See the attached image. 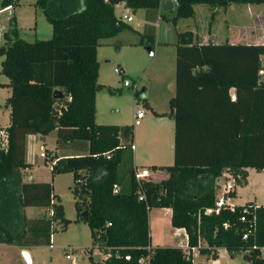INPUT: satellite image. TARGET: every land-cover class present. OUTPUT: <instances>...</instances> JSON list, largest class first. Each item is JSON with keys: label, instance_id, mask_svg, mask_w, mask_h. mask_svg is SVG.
<instances>
[{"label": "trees", "instance_id": "16d2710c", "mask_svg": "<svg viewBox=\"0 0 264 264\" xmlns=\"http://www.w3.org/2000/svg\"><path fill=\"white\" fill-rule=\"evenodd\" d=\"M163 1L35 0L52 35L33 42L20 38L14 17L9 20L0 45V74L7 79L0 87L10 89L4 104L10 110L9 124L0 127L8 136L6 150L0 149V244L20 249L51 246L52 235L71 223L49 183L21 179V170L30 167L18 159L21 138L56 132V148L72 142V148L79 144L83 151L55 157L51 176L72 174L74 222L86 224L91 237L89 264H194L192 248L207 259H216L217 249L223 248L229 256L245 253L252 264H264L259 253L264 247V206L248 202L204 213L214 207L225 171L243 186L248 169L264 170V85L257 84L264 44H199L193 30L177 32L175 92L168 101L174 121L173 163L151 166L166 172L165 179L141 184L135 179L132 125L96 123V94L104 88L111 93L98 82L97 48L101 40L131 30L116 16L115 6L156 11ZM173 1V16H161L173 25L193 19L194 5L222 10L232 4L264 5V0ZM20 2L1 0L0 10L14 9ZM213 20L214 13L209 28ZM154 39L153 33L142 34L138 45L152 50ZM228 196L236 197V190ZM42 204L48 214L25 216L26 206ZM166 208L171 210V226L185 231V248L150 244L148 213ZM94 250L106 258L95 259Z\"/></svg>", "mask_w": 264, "mask_h": 264}, {"label": "rangeland", "instance_id": "374dc122", "mask_svg": "<svg viewBox=\"0 0 264 264\" xmlns=\"http://www.w3.org/2000/svg\"><path fill=\"white\" fill-rule=\"evenodd\" d=\"M34 2L35 0H21L19 6L14 9L0 10V27L6 31L9 27V20L14 17L18 35L26 42H33L41 34L48 32V30L51 36V25L46 21L42 10L34 7ZM196 10L197 14L201 12L199 8ZM232 15L235 21H240L239 14L234 12ZM245 15H248V18ZM197 18L199 22L205 21L201 16ZM228 19V13L218 15L216 16V23L218 21V26L221 29H226V24L229 23ZM242 20L246 22L249 30L245 43L264 44V5H253V8H243ZM165 26L170 34L174 33L173 25ZM194 26V19H182L179 23V30L194 29ZM139 38L138 35L130 30H126L119 37L100 41V45L97 48L99 63L98 82L109 87L111 93L107 88L97 92L95 120L96 123L101 125H132L136 147L134 153L139 163H142L141 165L145 163L149 155H152L158 163H162L161 165H172L171 145L174 137V122L168 114V101L174 95V92L173 88L171 90L168 85L174 79V47H158L155 53L153 52L154 54L150 55L143 46L138 45ZM115 40L120 41L121 44H115ZM132 42L134 43L133 45ZM2 43L3 37L0 34V45ZM1 61L2 58L0 57V68ZM117 66L123 67L125 75H118L114 72ZM6 82V77L0 74V84ZM124 82H127L128 86H125ZM142 88H145V91L142 92ZM9 96L10 89L8 87H0L1 127L9 122L8 115L10 110L4 106ZM143 100L151 105L152 108L145 106ZM137 109H142L144 115L140 120V124L134 125L133 120ZM153 111L164 116L161 119H157ZM56 138L55 132H51L45 137L34 133H26L21 138L22 152L18 159L30 165L27 171L21 170V179L26 183H49L52 187V192L60 198L65 218L69 219L71 223L66 231L58 229L52 235V248H49V246H38L25 249V251L30 257L31 264H89L87 249L91 245V237L86 224L74 222L76 211L71 194L73 186L72 174L61 173L52 177L47 160L40 156L43 151L51 154L59 153L56 150ZM68 152L66 154L75 153L74 151H71V153L70 150ZM27 174L31 176V179L28 180ZM235 190L236 197L230 199L232 203L243 205L252 202L255 205L264 206V170L256 171L250 169L248 182L243 186L236 185ZM220 194L221 190L218 188L217 195L219 196ZM24 209L28 218L43 217L48 214L44 204L30 205ZM169 216L164 209H152L148 213L151 246L175 247L178 243L179 245L184 244L179 241L176 242L174 230L169 222ZM201 244L205 246L203 242ZM66 246L74 248L75 258L73 261H68L64 258L62 248ZM22 250L24 249L0 244V264H27L21 255ZM199 255L197 253V255L193 256L195 264H198L197 262L200 260ZM93 256L95 259H101L104 255L94 250ZM209 264L250 263L244 261L240 254H236L231 259L222 250L216 259H209Z\"/></svg>", "mask_w": 264, "mask_h": 264}, {"label": "crops", "instance_id": "0c3cea01", "mask_svg": "<svg viewBox=\"0 0 264 264\" xmlns=\"http://www.w3.org/2000/svg\"><path fill=\"white\" fill-rule=\"evenodd\" d=\"M165 1L166 0H164L162 2V4ZM162 4L160 5V8L158 10H156V11L147 10V9H139V10H136V11H132L129 8H126L124 3H118L115 6V9H114L115 14L118 17H121L122 15H130L131 16V21H129L127 23L130 26V28H131L130 31L133 32L134 34L138 35L139 37L142 34H150V33L154 34V38H155L154 40L155 41H154V46H153V48L151 50L152 54L155 53V50L158 47H169V48L170 47H174V52H175L174 44L176 42L177 32L180 31L179 30V23H180V21H182V19L178 20L175 25H173L170 21H166V20L161 19V16L162 17L164 16L166 18H171L173 16L174 8H175L174 5L172 6V8H170V9L168 8L167 10H164L162 8ZM193 8H194V18L193 19L195 20V26H194V29H191V30H193V32L197 35V42L199 44H207V43L223 44L225 42H228L230 44H249V43H245V38L248 37L249 30H248V27L246 25V22H243L242 17H243V8H253V5L232 4V5H229L227 7V9H225V10H222L220 8H215L214 9V8H211V7L207 6V5H194ZM197 8H199L200 11H201L199 14H197V10H196ZM234 12L240 15V21H235L233 19L232 13H234ZM213 13H214V20H213L211 28H209V18H210V15L213 14ZM225 13L229 14V19H228L229 23L226 24V26H227L226 29H223V28L221 29L218 26V21L216 23V16H218V15L220 16L222 14L225 15ZM246 14H247V12H246ZM199 16H201V18H203V20H205V21L204 22L203 21L199 22V19L197 18ZM245 17L248 18V15H245ZM163 23H164V25H163ZM165 25H173L174 33L170 34L167 31V28H166ZM151 27H153L154 29L151 30ZM49 33H50V31L48 30V32L46 31L45 33L41 34V36L39 38L35 39V40L49 39L51 37L49 35ZM122 34H123V32L120 33L116 37H119ZM48 36H50V37L48 38ZM116 37H114V38H116ZM114 43L115 44H121V42L118 41V40H115ZM133 44L134 43L132 42V45ZM253 44H258V43H253ZM97 60H98V52H97ZM117 67H120V68L123 69L122 66H117ZM174 68H175V61H174ZM124 75H125V72H124ZM6 83H3V84H6ZM168 87H170L171 90L173 88V92H175V69H174V79H173V81H171L169 83ZM141 90L145 91V88H142ZM229 95H230L231 100H234V90L233 89L229 90ZM148 106L151 107V105H149V104H148ZM6 109H8V108H6ZM9 114H10V111H9ZM8 117H9V115H8ZM157 119H161V117H159V118L157 117ZM170 119L172 120L171 117H170ZM8 124H9V122H8ZM7 125L2 126V127H6ZM71 144H72V142H68L63 147H61L59 149L56 148V150L59 153L57 154V152H56V153H53L52 155L55 156V157L61 158V157L76 156V155L83 154V151L79 148L80 147L79 144L75 145L74 148L71 147ZM133 145H134V149L132 150V160H133L134 166L137 167V169H142V168L149 169V171L151 172V175L153 177L152 178L153 181H159V180L165 179L167 177V173L166 172H164L162 170H155L154 171L153 169H151V166L161 167V166H167V165H161L162 163H158V161H155L154 157L152 155H149V157L146 158L145 163H143V165H141L142 163H139V160H138L137 156H135V153H134V151L136 149L135 144H134V139H133ZM171 148H172L171 149L172 150L171 160L173 161V144L171 145ZM68 150H70V152L74 151L75 153L71 152L72 153L71 155L70 154H66V153H69ZM26 164H28V163H26ZM28 169H29V167H28ZM28 169H23V171L25 172ZM249 171H250V169L247 170L248 177H247L246 182H248ZM27 178L29 180V179H31V176L29 174H27ZM164 210H165L166 213H168V215H170L169 216V222H170L171 210L167 209V208L164 209ZM23 211H24V214L26 216L25 209ZM148 225H149V218H148ZM173 230H174V233H175L174 235H175L176 242L179 241V242L184 243L182 245H179V243H178V245H175V247L184 248L186 246V244H187V238H186V235H185V231L183 229H176V228H173ZM12 247H14V246H12ZM222 250H223V253L228 255V253L226 252L225 249L219 248L216 251L217 252V257L219 256V253ZM244 254L245 253H241L240 255H242V257H243ZM195 255H197V252H195V254L193 256H195ZM234 256H229V257L231 259H233ZM199 257H200V260L197 262L198 264H201V263L202 264H209V259H207V257L205 255H199ZM193 262L195 264L194 257H193Z\"/></svg>", "mask_w": 264, "mask_h": 264}, {"label": "built area", "instance_id": "2783aa9c", "mask_svg": "<svg viewBox=\"0 0 264 264\" xmlns=\"http://www.w3.org/2000/svg\"><path fill=\"white\" fill-rule=\"evenodd\" d=\"M8 8H11V7H8ZM8 8H6V9H8ZM120 18L125 22L131 21L130 15H122ZM3 33H4V30H3V28L0 27V34H3ZM114 72L118 75H124V70L120 67H116L114 69ZM257 84L258 85L259 84L264 85V57L262 59L261 68L258 71ZM124 85L128 86V83L124 82ZM143 115H144V111L142 109H139L136 111L134 121H133L134 125L140 124V120L143 118ZM7 142H8V136H7L6 131L4 129H0V149L6 150ZM132 149H134V145H132ZM40 156L43 159L47 160V163L49 164L50 169L52 168V166L55 165L57 158H55V156H53L52 154L47 155L45 153V151H43L40 153ZM134 176H135V179L139 182V184H141L142 180L152 179L151 174L147 168H144L142 170H136ZM218 184H219V188L221 190V194L219 196H217L214 207L206 209L204 211L205 214H211V213L217 214L221 208H228L230 210H233V208H234V203H232L230 201L231 198L228 196V194L235 190V187H236L235 178L233 177L232 174L225 171L221 175V177L219 178ZM114 192H118V187L114 188ZM138 199H139V201H143L144 195L140 194ZM244 220H245V217H241V221H244ZM249 226H251V224H249ZM224 227H226L225 224H224ZM246 236H247L246 234L243 235V239H246ZM52 246L53 245L51 244V246H49V248H52ZM253 248L255 249L256 247H253ZM62 249L64 251L65 260L73 261L75 258L74 257V248L71 246H66ZM147 249L150 250V247H148ZM195 252H197L196 248H192L190 250V253L192 254V256L195 254ZM259 253H260L261 258L264 259V247L259 248ZM105 258H106V255L102 256V259H105ZM148 258L149 257H147L145 262H148ZM125 259L128 260L129 257H125ZM139 261L142 262L143 259H140Z\"/></svg>", "mask_w": 264, "mask_h": 264}, {"label": "water", "instance_id": "95a60500", "mask_svg": "<svg viewBox=\"0 0 264 264\" xmlns=\"http://www.w3.org/2000/svg\"><path fill=\"white\" fill-rule=\"evenodd\" d=\"M174 5V1L173 0H166L163 4H162V8L164 10H167L168 8H172V6ZM147 52L151 55L152 51L149 48H146ZM21 255L23 257V259L25 260V262L27 264H30V257L28 255V253L25 250L21 251ZM244 261L252 264L253 263V258L251 256H249L248 254H244V256L242 257Z\"/></svg>", "mask_w": 264, "mask_h": 264}]
</instances>
